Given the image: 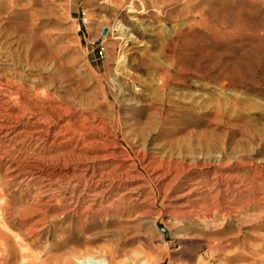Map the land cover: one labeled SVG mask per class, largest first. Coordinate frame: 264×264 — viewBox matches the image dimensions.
Returning a JSON list of instances; mask_svg holds the SVG:
<instances>
[{
    "label": "rangeland",
    "instance_id": "obj_1",
    "mask_svg": "<svg viewBox=\"0 0 264 264\" xmlns=\"http://www.w3.org/2000/svg\"><path fill=\"white\" fill-rule=\"evenodd\" d=\"M0 264H264V0H0Z\"/></svg>",
    "mask_w": 264,
    "mask_h": 264
},
{
    "label": "built area",
    "instance_id": "obj_2",
    "mask_svg": "<svg viewBox=\"0 0 264 264\" xmlns=\"http://www.w3.org/2000/svg\"><path fill=\"white\" fill-rule=\"evenodd\" d=\"M84 22H85V23H87V22H88V19H87V18H85V19H84Z\"/></svg>",
    "mask_w": 264,
    "mask_h": 264
},
{
    "label": "water",
    "instance_id": "obj_3",
    "mask_svg": "<svg viewBox=\"0 0 264 264\" xmlns=\"http://www.w3.org/2000/svg\"><path fill=\"white\" fill-rule=\"evenodd\" d=\"M165 233H166V235H167V238H168V232H167V230H165Z\"/></svg>",
    "mask_w": 264,
    "mask_h": 264
}]
</instances>
